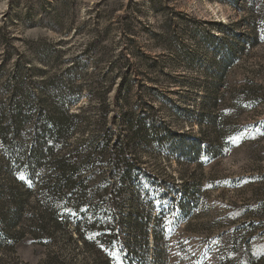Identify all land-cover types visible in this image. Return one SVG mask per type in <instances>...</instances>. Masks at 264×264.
I'll list each match as a JSON object with an SVG mask.
<instances>
[{
  "label": "rangeland",
  "instance_id": "obj_1",
  "mask_svg": "<svg viewBox=\"0 0 264 264\" xmlns=\"http://www.w3.org/2000/svg\"><path fill=\"white\" fill-rule=\"evenodd\" d=\"M0 264H264V0H0Z\"/></svg>",
  "mask_w": 264,
  "mask_h": 264
},
{
  "label": "trees",
  "instance_id": "obj_2",
  "mask_svg": "<svg viewBox=\"0 0 264 264\" xmlns=\"http://www.w3.org/2000/svg\"><path fill=\"white\" fill-rule=\"evenodd\" d=\"M64 118L63 119H66L67 117H66V115H65V113H63V115H62ZM68 116V115H67ZM69 117V116H68ZM65 129H67L68 130V128L66 127ZM66 133V132H65ZM61 135V132H56V136L58 137V136H60ZM41 152L40 151H38L37 152V155L36 156H39V154H40ZM68 180L70 179L69 177L67 178ZM58 184V186H59V182L57 183ZM56 184V185H57Z\"/></svg>",
  "mask_w": 264,
  "mask_h": 264
}]
</instances>
